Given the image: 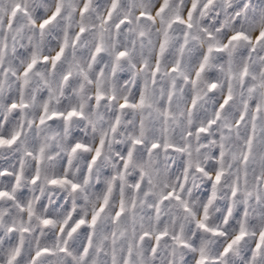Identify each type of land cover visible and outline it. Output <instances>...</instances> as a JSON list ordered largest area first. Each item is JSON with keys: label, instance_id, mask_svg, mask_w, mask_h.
I'll list each match as a JSON object with an SVG mask.
<instances>
[{"label": "snow or ice", "instance_id": "1", "mask_svg": "<svg viewBox=\"0 0 264 264\" xmlns=\"http://www.w3.org/2000/svg\"><path fill=\"white\" fill-rule=\"evenodd\" d=\"M0 264H264V0H0Z\"/></svg>", "mask_w": 264, "mask_h": 264}]
</instances>
